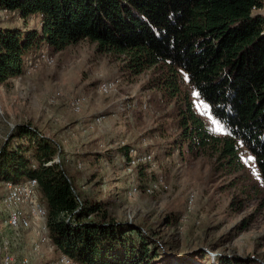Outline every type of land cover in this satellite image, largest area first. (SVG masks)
Returning a JSON list of instances; mask_svg holds the SVG:
<instances>
[{"label": "trees", "instance_id": "1", "mask_svg": "<svg viewBox=\"0 0 264 264\" xmlns=\"http://www.w3.org/2000/svg\"><path fill=\"white\" fill-rule=\"evenodd\" d=\"M263 6L264 0H0V9L24 24H0V83L21 75L28 57L43 48L60 51L87 39L97 52L121 60L131 76L153 70L149 85L175 102L174 145L180 156L208 157L214 170L251 179L247 152L254 158V179L264 187V16L256 11ZM34 16L38 26H28ZM194 93L221 133L212 130ZM58 145L29 123L15 125L0 141L2 186L9 180L37 181L39 201L47 209L48 240L42 244L49 253L75 264H169L163 263L153 232L118 222L103 200L78 193ZM131 149L137 153L129 145L118 150L127 165ZM216 264L264 263L219 257Z\"/></svg>", "mask_w": 264, "mask_h": 264}, {"label": "rangeland", "instance_id": "2", "mask_svg": "<svg viewBox=\"0 0 264 264\" xmlns=\"http://www.w3.org/2000/svg\"><path fill=\"white\" fill-rule=\"evenodd\" d=\"M256 11L264 16V6ZM1 23L24 25L5 9H0ZM38 24L37 16L28 21V26ZM43 49L51 62L39 59L40 51L28 57L21 75L0 83V141L15 125L26 123L56 140L78 193L103 200L118 222L153 232L163 263L216 264L219 257L264 263V187L254 179L250 154L245 152L244 159L251 179L214 170L208 157L180 156L174 145L179 133L175 102L149 85L152 69L131 76L121 60L97 52L87 39L60 51ZM102 83L107 90L100 89ZM192 96L212 130L221 133L208 109ZM126 145L153 159L130 165L132 155L127 165L118 151ZM108 150L109 157L96 155ZM138 163L140 169L134 167ZM139 172L145 177L139 179ZM157 178L163 188L145 190ZM5 193L0 182V258L10 249L28 264L56 260L58 254H49L38 239L46 220L30 219L26 230L9 227ZM21 208L28 211L26 204ZM30 227L33 236L27 235Z\"/></svg>", "mask_w": 264, "mask_h": 264}, {"label": "bare ground", "instance_id": "3", "mask_svg": "<svg viewBox=\"0 0 264 264\" xmlns=\"http://www.w3.org/2000/svg\"><path fill=\"white\" fill-rule=\"evenodd\" d=\"M42 53L39 54V59L47 60L48 62L52 61L50 55H47L46 53H43L44 51H41ZM108 84L102 83L100 86V89L107 90ZM131 154L133 155L135 159L132 160L133 165L135 162H148L152 159V156L150 154H142L138 155L134 149L130 150ZM27 181H30V189L31 192L28 190V188H25V185L27 184ZM24 183H13L10 180L5 182V188L6 193L2 198V202L9 208L7 211L8 214L6 216V223L10 226V228H16L19 226L26 227L28 226L30 219H36V220H46L47 218V209L44 204H42L38 198V184L36 179H29ZM161 185H164V182L162 178H159L157 181H155L148 189L150 191L151 189L159 188ZM162 187V186H161ZM134 191H136V188H134ZM35 203V209L33 208V205ZM22 204H26L28 207V211L24 212L21 208ZM20 205V206H19ZM40 232L43 235L42 241L48 240L47 235V226L44 222V225L40 228ZM7 248V247H6ZM5 248V251H6ZM9 249V248H8ZM3 252V251H2ZM1 252V253H2ZM11 252V251H10ZM9 250L5 252L3 256H1L0 259H4V264H11V257L14 260V264H28L27 258L17 259L10 254ZM9 255L11 257H9ZM57 261V260H56ZM59 264H75L72 260L67 259L63 255H61L58 258ZM58 264V263H57Z\"/></svg>", "mask_w": 264, "mask_h": 264}, {"label": "built area", "instance_id": "4", "mask_svg": "<svg viewBox=\"0 0 264 264\" xmlns=\"http://www.w3.org/2000/svg\"><path fill=\"white\" fill-rule=\"evenodd\" d=\"M25 188H28V190L31 192V194H32V190L33 189H30V181H27V184L25 185ZM33 208L35 209V203H34V205H33ZM9 257H11L10 255H9ZM0 264H4V259H0ZM11 264H14V260L12 259V257H11Z\"/></svg>", "mask_w": 264, "mask_h": 264}, {"label": "crops", "instance_id": "5", "mask_svg": "<svg viewBox=\"0 0 264 264\" xmlns=\"http://www.w3.org/2000/svg\"><path fill=\"white\" fill-rule=\"evenodd\" d=\"M37 19L39 20V18L37 17ZM1 25H6V24H2L1 23ZM34 220V219H33ZM36 220V219H35ZM27 227V226H26ZM25 227V228H26ZM33 229H30L29 231H27L28 233H27V235H29V234H31V236H33L32 234H33ZM40 238H39V241H41L42 243L44 242V241H42V238H43V235H42V233L40 232ZM26 242H28V240L26 239ZM49 254H55V253H49Z\"/></svg>", "mask_w": 264, "mask_h": 264}, {"label": "snow or ice", "instance_id": "6", "mask_svg": "<svg viewBox=\"0 0 264 264\" xmlns=\"http://www.w3.org/2000/svg\"><path fill=\"white\" fill-rule=\"evenodd\" d=\"M194 95H199V94H198V93H194ZM205 107H207V105H205ZM217 123H218V122H217ZM218 130H221V131H222L223 129H222V127H221V128L218 129ZM249 159H254V158H253V157H249Z\"/></svg>", "mask_w": 264, "mask_h": 264}, {"label": "water", "instance_id": "7", "mask_svg": "<svg viewBox=\"0 0 264 264\" xmlns=\"http://www.w3.org/2000/svg\"><path fill=\"white\" fill-rule=\"evenodd\" d=\"M56 162H59V158L57 157Z\"/></svg>", "mask_w": 264, "mask_h": 264}]
</instances>
